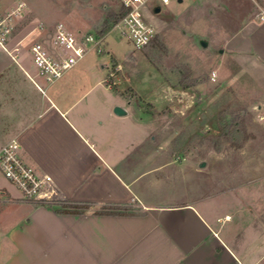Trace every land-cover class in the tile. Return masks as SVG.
<instances>
[{"label": "crops", "instance_id": "crops-1", "mask_svg": "<svg viewBox=\"0 0 264 264\" xmlns=\"http://www.w3.org/2000/svg\"><path fill=\"white\" fill-rule=\"evenodd\" d=\"M18 1L0 0V10ZM208 1L210 15L222 26L221 40L212 42L225 61L232 59L252 74L261 112V6L256 0ZM24 41L10 36L6 49L0 44V148L17 137L22 158L52 176L61 203L90 207L83 213L59 212V206L37 205L2 190L1 210L7 204L29 211L1 232L0 264H264V204L246 206L232 188L214 178L209 184L198 182L203 172L194 164L177 165L164 146L150 144L143 117L131 114L132 98L86 99L103 85L100 76L97 81L84 79L94 76L91 71L86 75L89 67L72 71L75 66L47 83L33 60L26 62L34 41L22 50ZM205 41L210 45L208 36ZM109 75L105 90L118 85ZM115 105L128 113L117 115ZM178 182L190 185V195L177 197ZM230 192L237 207L222 211ZM101 206H130L134 214L95 213Z\"/></svg>", "mask_w": 264, "mask_h": 264}, {"label": "rangeland", "instance_id": "rangeland-1", "mask_svg": "<svg viewBox=\"0 0 264 264\" xmlns=\"http://www.w3.org/2000/svg\"><path fill=\"white\" fill-rule=\"evenodd\" d=\"M19 1L27 5L26 16L14 20L11 36L24 38L22 50L35 42V36H44L37 35L41 25L46 30L62 24L74 33L99 32L106 17L118 9L117 0ZM256 1L264 13V0ZM208 3V0H173L163 5V13L156 18L157 35L141 49L135 48L117 30L111 31L106 51L90 52L72 71L80 66L89 67L86 75L91 71L94 76L84 79L97 81L100 76L107 86L105 78L121 64L113 80L117 87L105 90L101 85L89 92L86 99L100 97L122 102L132 98L131 114L143 117L145 131H151L150 144L164 146L167 156L176 159L177 165L178 161L194 164L203 172L201 177L197 176L198 182L209 184L214 178L220 186L223 183L224 187L232 188L239 202L246 206L264 204V119L261 118L264 108L261 112L257 108L256 97L260 99V96L252 74L232 59L225 61L218 51L220 47H215L221 40L222 26L210 15ZM232 24L233 28L238 27ZM207 36L211 43L203 47L201 39L206 40ZM27 58L26 62L32 64L31 54ZM102 64L106 67L102 68ZM201 161H206L204 167L199 166ZM194 181L195 177L188 182L192 185ZM178 183L177 197L190 195V185ZM2 190L23 198L0 170V197ZM228 194L221 210L232 212L237 207V198L232 192ZM2 207L0 202V240H3L1 232L12 228L29 211L25 206L6 204L1 210Z\"/></svg>", "mask_w": 264, "mask_h": 264}, {"label": "built area", "instance_id": "built-area-1", "mask_svg": "<svg viewBox=\"0 0 264 264\" xmlns=\"http://www.w3.org/2000/svg\"><path fill=\"white\" fill-rule=\"evenodd\" d=\"M117 1L116 11L121 12L122 16L108 32L82 34L74 33L62 24L52 30H46L41 25L40 30H43L44 36L32 43L30 52L38 74L47 83L61 79L90 52L106 51L107 36L111 31L117 30L120 36L129 39L137 49L147 46L158 33L156 18L163 13V5L170 4L173 0ZM26 6V3L19 1L8 11L0 12V44L5 49L14 27V20L24 16ZM156 8H160V11L156 12ZM260 17L264 19V13ZM119 70L121 64L116 65L109 76L115 77ZM261 118L264 119V115ZM0 170L21 191L26 200L48 203H61L63 200L52 176L38 172L22 158L17 137L0 148Z\"/></svg>", "mask_w": 264, "mask_h": 264}, {"label": "trees", "instance_id": "trees-1", "mask_svg": "<svg viewBox=\"0 0 264 264\" xmlns=\"http://www.w3.org/2000/svg\"><path fill=\"white\" fill-rule=\"evenodd\" d=\"M122 16L121 12L113 11L111 12L104 21V27L101 32H106V30L110 29ZM115 88V86H112ZM37 205H51L61 204L58 208L59 212H71V213H83L90 207L89 204H79V203H48L36 201ZM133 208L130 206H101L95 213L97 214H115V215H127L134 214Z\"/></svg>", "mask_w": 264, "mask_h": 264}, {"label": "water", "instance_id": "water-1", "mask_svg": "<svg viewBox=\"0 0 264 264\" xmlns=\"http://www.w3.org/2000/svg\"><path fill=\"white\" fill-rule=\"evenodd\" d=\"M179 1L181 2L182 0H179ZM155 11L156 12H159L160 11V8H156ZM201 44L203 46H206L207 45V42L205 40H201ZM257 108H260V105L259 104L257 105ZM114 112L117 115H120V116L126 115L128 113L127 109L124 106H121V105H115L114 106ZM205 165H206V161H201L200 164H199L200 167H204Z\"/></svg>", "mask_w": 264, "mask_h": 264}]
</instances>
